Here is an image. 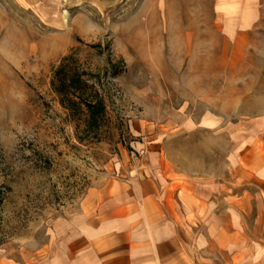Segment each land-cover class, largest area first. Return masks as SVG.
<instances>
[{
	"label": "rangeland",
	"instance_id": "obj_1",
	"mask_svg": "<svg viewBox=\"0 0 264 264\" xmlns=\"http://www.w3.org/2000/svg\"><path fill=\"white\" fill-rule=\"evenodd\" d=\"M212 13L211 0H0V264L114 257L127 231L86 232L131 178L210 189L188 195L209 239L196 264L264 250V0L234 39Z\"/></svg>",
	"mask_w": 264,
	"mask_h": 264
},
{
	"label": "crops",
	"instance_id": "obj_2",
	"mask_svg": "<svg viewBox=\"0 0 264 264\" xmlns=\"http://www.w3.org/2000/svg\"><path fill=\"white\" fill-rule=\"evenodd\" d=\"M213 22L224 37L234 39L240 33L255 27L261 14V0H211ZM264 182V165L258 173ZM128 189L113 197V208H99L101 219L97 227L86 232L88 238L127 231L116 246L114 257H106L102 264H196V251L209 245L204 232H199L192 220L195 209L188 195L208 200L209 188L194 186L192 190L179 187L168 193L164 184L157 182L154 189L149 179L131 178L125 181ZM145 184V185H144ZM173 187L171 182L166 183ZM172 204L169 209L168 204ZM167 235V237H164ZM171 246V252L164 248ZM123 247V248H121ZM116 252V253H115ZM247 264H264V250L254 254Z\"/></svg>",
	"mask_w": 264,
	"mask_h": 264
},
{
	"label": "trees",
	"instance_id": "obj_3",
	"mask_svg": "<svg viewBox=\"0 0 264 264\" xmlns=\"http://www.w3.org/2000/svg\"><path fill=\"white\" fill-rule=\"evenodd\" d=\"M62 69H63V67L60 69V70H58L56 73H57V80H58V84H59V82L62 80V82H64V85H65V81H67L66 79H67V77H66V75H63L62 74ZM61 71V72H60ZM74 81V80H73ZM73 83H75V82H73ZM60 90H61V88H60ZM86 102V101H85Z\"/></svg>",
	"mask_w": 264,
	"mask_h": 264
}]
</instances>
